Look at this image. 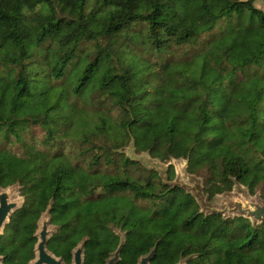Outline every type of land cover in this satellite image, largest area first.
Masks as SVG:
<instances>
[{"label":"trees","instance_id":"1","mask_svg":"<svg viewBox=\"0 0 264 264\" xmlns=\"http://www.w3.org/2000/svg\"><path fill=\"white\" fill-rule=\"evenodd\" d=\"M45 41L55 62L28 66ZM0 135L19 146L0 149V187L23 198L3 264L34 258L48 206L46 247L66 264L83 239V264H105L115 230L116 264L154 245L150 264H264V221L205 215L121 151L132 142L168 164L169 182L185 160L209 202L235 183L264 200V0H0Z\"/></svg>","mask_w":264,"mask_h":264},{"label":"water","instance_id":"2","mask_svg":"<svg viewBox=\"0 0 264 264\" xmlns=\"http://www.w3.org/2000/svg\"><path fill=\"white\" fill-rule=\"evenodd\" d=\"M130 145L135 151L132 142H130ZM142 153L147 154L146 152ZM155 160L159 161L158 159ZM182 161L185 162L186 172V161ZM165 165L166 166L163 167L162 165H158L157 163H152L150 167H144L151 168L157 171L159 177L162 179L163 184H169L172 187H180L186 192L190 193L199 205L201 212H203L205 215L213 213L221 214L223 217L238 215L250 219L252 224L264 221V200L260 198L259 192L251 196L248 193L246 187L242 186L239 183H235L230 192L216 195L209 202L203 195L201 178L195 175H190L186 172V174L188 175L187 182L178 180L176 178H174L173 181L169 182L166 177V169L168 164ZM19 189L20 187L18 184H13L5 188L0 187V235L3 232L4 225L8 223L10 215L15 210L19 209L23 203V198H15L16 192H18ZM50 209L51 206H48L47 209L41 214L37 222V228L34 233V237L37 239L33 250L34 258L28 264H66L62 260V258L56 257L46 247L50 237L56 230V227L51 224ZM115 234L119 237V243L116 249L109 254V257L105 260V264H116L119 260V254L125 242V233L121 232L120 230H115ZM85 242L86 239L81 240L72 250V259L70 264H83ZM155 250L156 245H154L148 251V253L139 257V259L137 260V264H150V261L153 259ZM192 258L193 256L180 257L178 262L175 264H187ZM2 262L3 257L0 256V264H3Z\"/></svg>","mask_w":264,"mask_h":264},{"label":"rangeland","instance_id":"3","mask_svg":"<svg viewBox=\"0 0 264 264\" xmlns=\"http://www.w3.org/2000/svg\"><path fill=\"white\" fill-rule=\"evenodd\" d=\"M29 16H33L32 13L29 14ZM29 18V17H28ZM225 26H223V24H220V22L216 25L215 29L211 32V34L207 35V36H203L202 40L203 42H205L207 39H211L216 37L218 34H220V30L222 31L224 29ZM201 44H198L196 46H194V49H200ZM59 46L57 44H53L51 41H45L44 43L41 44V52L39 54H37L36 56H33L32 58H30L27 61V65L29 66V64L33 63V62H38L41 61V59L47 58L48 61L53 64L55 62V60L57 59V56L59 54V50H58ZM188 50L187 47H182V48H177L175 51L177 52L178 56H181L184 51ZM134 52V50H133ZM139 51L136 50L135 53H138ZM81 101L78 98H73L72 97V103H76L78 105H81V103L79 102ZM34 136H35V140H41L44 139V135L42 132H37L34 130ZM9 149L12 151H18L19 150V146L17 142L12 141L11 136L8 138H5L3 136L0 135V149ZM121 151L123 152V154L131 159V160H135L137 161L139 164H141L142 166H148L150 167V165L153 163H157L158 165H162L163 167L166 166V163H161L160 161H157L155 159L150 158L147 154L145 153H137L136 151L133 150V148L131 147L130 143H128L124 148L121 149ZM170 163H172L174 165V169H175V178L184 182H187V174L185 172V162L182 160H178V161H171ZM17 197H21L20 196V192H16V196Z\"/></svg>","mask_w":264,"mask_h":264},{"label":"flooded vegetation","instance_id":"4","mask_svg":"<svg viewBox=\"0 0 264 264\" xmlns=\"http://www.w3.org/2000/svg\"><path fill=\"white\" fill-rule=\"evenodd\" d=\"M75 248V247H74ZM61 258V257H60ZM71 259H72V251H71Z\"/></svg>","mask_w":264,"mask_h":264}]
</instances>
